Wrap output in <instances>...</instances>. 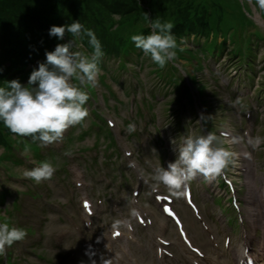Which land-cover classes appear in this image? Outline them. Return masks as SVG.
I'll return each mask as SVG.
<instances>
[{"label":"rangeland","instance_id":"1","mask_svg":"<svg viewBox=\"0 0 264 264\" xmlns=\"http://www.w3.org/2000/svg\"><path fill=\"white\" fill-rule=\"evenodd\" d=\"M56 6L59 8L61 19L51 20L48 16ZM137 9H140V11L135 13ZM145 14H147L148 17H146ZM149 19L159 20L161 23H171L173 25V33L175 28L183 27L186 23L189 24L187 27L183 28L180 33V37L184 41L181 42L182 44L180 47L185 45V48L191 47L194 51L186 52V58L191 60L189 63L175 59L177 65L180 67L178 72L176 71L174 73L172 68L170 69V64L173 60L168 61L165 67L161 68L152 62L150 56H146L141 49L136 48L134 42H132V35L150 34L151 29L150 32L148 30ZM74 20H79L83 29H90L100 43L103 52V56L98 61L100 73L97 77L95 86H91L97 89V84L100 83V91L104 89L108 90L107 87L109 88L111 93L106 94V92H103L106 106L118 108L117 113L113 111L110 112L115 113L120 118L118 121L119 124L122 128H126L129 134H133V132L128 130L129 123L126 117L128 116L126 111L128 107L127 90L130 84H135L137 91L141 93L144 92L145 85L147 86V90L152 94L153 105L156 108V112L154 111L153 113H155L154 115L157 118V122L154 121V123L151 124V129L147 130L145 134L157 131L160 133L162 139L159 144L164 142V146L159 147L156 145L155 150L156 154H161V157L166 161H168L169 155L172 157L171 160L174 158L172 145H169V143L172 139L178 137V128L181 129L184 128V126H189L187 123L189 116L184 111L186 106L187 110L189 109L188 100L186 97L183 98V90L186 88L190 90L192 95L197 94L191 80L197 84H203L210 90L213 89L217 82L223 87L230 86V92L237 94L236 92L239 90L244 100H253L257 98V106L261 110H264V71L255 74V83L252 88H250L245 86L244 80L241 77L242 69H239L242 68L243 63L248 67L250 73L255 71L248 60L255 57L256 42H259V39L264 37V12L259 9L256 0H251V3H249V0H0V65L6 57L10 56V52L6 50L7 47L12 45L18 46L19 54L18 52L14 53L15 55L17 54L15 56V58H17L15 61V69L18 70L16 79H18L22 85L27 86L31 72L33 69L38 68L39 62L42 60H32L33 54L30 51L25 58L23 57L25 50L22 46L23 41L21 42L19 38V32L22 30V27L27 29L30 43L34 49L33 53L36 54L35 56L43 57L46 51H54L58 43L68 42V40L61 41L56 37L49 36V29L52 24L61 26L66 23L70 24ZM201 20H204L206 24L200 22ZM182 22L186 23L182 24ZM196 24L205 26L204 30L196 31L194 27ZM37 28H40L42 32ZM196 29H199V27ZM252 32H257L256 35L251 36L255 45H253L251 41L246 40V36H249V33ZM81 36L82 38L76 39L78 47L73 50H80L91 56L93 47L89 44V38L84 35L83 30ZM121 37L123 38L122 40ZM127 37H130L129 41ZM43 38H45V44H42L40 40ZM106 41H110V44L107 45ZM84 44L89 47H83ZM237 47L242 49V63L233 66L228 60L229 57L226 56L236 55L238 50ZM263 48L264 44L262 43L260 50L257 52V54L259 53L257 62L260 60L264 61ZM209 57H214L212 61L214 62L215 70L222 68L224 71L229 68L225 73V75L227 74L226 78L219 80L214 72H207L206 65L207 67L210 65V61H208ZM23 65L28 66L22 68ZM182 65H186L184 71L187 69L189 80L187 79L185 81V77L179 75L183 71ZM27 70V73H23ZM170 73L171 80L175 79V81H173L175 86L179 85L184 79L183 88L180 90L183 93L179 96L176 92V96H172V89H174V87L168 84H166L165 89H163L166 90L165 97L160 95L159 91L152 92L153 86H156L157 82H166V79L170 77ZM0 82L3 81L0 80ZM258 91H261L260 94H257ZM228 95L229 93L224 96ZM95 97L99 102L97 94ZM139 98H141L140 95ZM158 98H160L159 101L155 102ZM192 101L195 104L197 100L193 98ZM209 101L212 102L211 99H209ZM179 105L181 106V111L178 112V126L165 128L164 122L166 118L170 121V115H172L174 111L172 109L178 110ZM85 107L88 110V116L84 121L75 125L76 130L73 131L68 141V147L74 151L69 152L70 156L66 157L67 166L63 170L57 172V176L54 179V185L57 188H61L60 184H64V178L66 176L64 171L68 172L72 165L82 163L84 160L88 165L89 162L102 165L105 158L111 154L116 160L115 153L112 152V148L107 139V132L102 131L99 139L93 123L97 122L100 125V122L90 113L91 109H95L99 114L104 107L94 101L91 106L86 104ZM151 108L149 104L146 105V109L151 110ZM104 115L108 116V113L104 111ZM115 124L116 127L114 130L117 129L118 126L117 123ZM2 127L7 129L4 125ZM3 132L4 135L7 134V136H5L7 139L11 138L9 129ZM13 136L21 138V136L14 133ZM79 136H81L82 139H79ZM58 143L59 141L54 142L56 146L45 149L46 159L51 150H60L62 144L57 145ZM95 145L97 149H91V147H95ZM11 147H15L14 149H22L19 150L18 153L20 159L25 160L29 164L33 161L31 158H24L26 154H29V151L25 150L22 142L21 145L15 146L13 144ZM3 150L4 149L0 147V153H2ZM98 152L100 156H98ZM8 157L9 154L7 153L6 157H4L6 163L9 160ZM56 158L58 159L54 164L59 168V166H61V157L56 156ZM95 159H98L97 163ZM18 166L24 165L20 162ZM32 166L38 165L33 164ZM88 169L91 171L90 166H88ZM2 170L5 171V167H0V174L6 180ZM120 170H122V167L120 163H117L114 167L115 182L118 180L122 181L119 175ZM18 174L23 175V173ZM59 191L61 197H64L63 191L61 189H59ZM120 194H122V191H120L118 195ZM83 199L84 198L78 201V211L74 212L72 216L77 224H84L86 220L81 208V201ZM120 205L128 207V203L126 202L120 203ZM154 205L157 206L155 203ZM182 205L183 203L181 201L177 202L178 207ZM134 208L135 205L133 203V209ZM255 210H257L259 216L264 215V209H259L258 203ZM46 249L51 251V258L49 259L47 253L43 250L39 253V256L46 261L52 262L54 254L52 253L50 244L46 246ZM81 253H83V250L79 249L73 254L78 256ZM230 253H232V251H230ZM2 256L3 254H0V264L2 263ZM6 257H8V255ZM32 262L35 264H42L41 260L37 257H34Z\"/></svg>","mask_w":264,"mask_h":264},{"label":"clouds","instance_id":"2","mask_svg":"<svg viewBox=\"0 0 264 264\" xmlns=\"http://www.w3.org/2000/svg\"><path fill=\"white\" fill-rule=\"evenodd\" d=\"M249 3H251V0H249ZM256 4L264 12V0H256ZM52 16H54L52 20L61 19V16L57 18H55V15ZM145 16L148 17L147 14ZM48 17L50 18V16ZM150 27L151 32L148 35L138 34L131 36L135 47L141 49L146 56H150L152 62L161 68L165 67L168 61L173 60L172 63H174L176 57L174 49H176L177 44L181 46V42L184 41L180 36L172 32L173 25L171 23H161L159 20H153L150 22ZM37 29L39 30L40 28ZM82 30L84 35L89 38V44L93 47L91 56L83 51L73 50L78 47L76 39L82 38ZM49 36L56 37L61 41H66V36L71 38L66 43H58L54 51H46L43 57H34L35 55L33 54L32 60L38 59L42 61L39 62L38 68L33 69L31 72L27 86L22 85L16 79L18 70L15 69V61L17 59L15 58L17 55L14 54L15 52L9 53L10 56L6 57L0 65V80H4L2 86H0V122H2L0 125V136L7 139L5 137L7 134L4 135L3 131L9 129L11 137L16 138L13 136L14 133L29 141L27 144L24 140H21L14 145H21L22 142L25 150L29 151V154H26L24 158L33 159L29 164L25 160L20 159L18 153L22 149H14L15 147L12 148L11 146L4 147L0 142V147L4 149L0 153V164L5 167L6 171L2 170L6 177V180L3 179L11 187V190L0 188V194L4 193L5 189L8 191L3 198H0V207L5 214L8 213L11 217L3 222L0 221V254L5 253L6 246L10 247L14 242L20 241L26 236V231L22 227H17L9 222H12L14 202L18 206L23 204L22 200L25 198L22 195L28 192L29 189L34 188L31 182L38 185L37 187H41L44 183L54 181L52 178L57 176L54 173L58 168L54 164L58 159L56 156L61 157V166H59L58 170H63L67 166L66 157L70 156L69 152L74 151L68 147V141L72 136L69 127L73 126L75 131V125L84 121L88 116V110L85 105H92L91 90L93 89L92 86H95L100 73L98 61L103 56L100 43L90 29H83L79 20H74L70 24L66 23L61 26L52 24L49 29ZM129 38L127 37L128 41ZM40 40L42 42L45 38ZM106 43L109 45L110 41H106ZM24 45H26V42L22 43L25 50ZM15 47L18 49L16 52H18V46L15 45ZM83 47L89 46L84 44ZM184 47L185 45L179 48ZM25 51L23 53L24 58L28 55ZM27 66L23 65L22 68ZM177 68L179 69L180 67L177 66ZM20 71L22 72L21 69ZM172 71L174 73L178 72V70L174 71L173 68ZM168 83H171L170 78L166 79V82H160V87L154 85L152 92L159 91L160 95L165 97L166 90L163 89ZM171 85L174 87L172 94L181 90L179 85L175 86L173 83ZM176 87L178 88L177 91ZM132 88L140 93L134 84L133 87L130 86L128 88V96ZM97 89L101 90L100 83L97 84ZM107 89L100 92L111 93L108 87ZM144 92L152 99V94L147 90L146 85ZM159 99L156 100L159 101ZM90 113H92V109ZM202 117L203 114H201L200 118ZM3 125L7 129H4ZM128 130L134 131V126L129 125ZM65 131L66 134L64 135ZM79 139H82V137L79 136ZM57 141H59L58 145L62 144L60 151L51 150L46 159L45 149L51 148L54 142ZM249 142L253 147H257L261 143V138L256 137L254 140L250 139ZM170 143L172 151L176 155L175 160L169 161L166 167L157 166L151 179L154 181V189L159 185H164L171 195L177 198L185 194L188 183L198 176L203 177L207 181L218 177L233 162V157L236 155V153L225 147L223 142L213 132L200 135L190 133L183 136L179 143H177L176 139H172ZM11 149L14 150L10 151ZM152 151L156 153L155 149ZM7 153L9 154L8 164L4 160ZM20 162L24 166H18ZM33 164L38 166L33 168L31 167ZM18 173H23V175ZM15 189L19 191L20 195L15 194ZM18 197L20 198L18 199ZM10 208H12V211H10ZM132 211L133 214H136L134 209Z\"/></svg>","mask_w":264,"mask_h":264},{"label":"trees","instance_id":"3","mask_svg":"<svg viewBox=\"0 0 264 264\" xmlns=\"http://www.w3.org/2000/svg\"><path fill=\"white\" fill-rule=\"evenodd\" d=\"M138 11H140V9H137V10H135V13H138ZM51 15H55V18H57L58 16H61L60 14H59V8L56 6L55 7V9H53L52 11H51V14L49 15L50 16V19L52 20V18H54V16H52L51 17ZM43 18V17H42ZM41 18V19H42ZM146 20H148V19H146ZM206 20V19H205ZM151 21H153L152 19H149V21H148V30H149V32H150V29H151V27H150V22ZM200 22H202L203 24H206V22L204 21V20H201ZM183 23H186V22H182V24ZM188 25V23H186V24H184L183 25V27H177V28H175V30H174V33H175V35H178V36H180V33H181V31H182V29L185 27V26H187ZM195 30L196 31H198V30H203L204 29V27L205 26H200L199 24H196L195 26ZM199 27V29H196V28H198ZM39 31H40V29H39ZM35 32V31H34ZM174 35V36H175ZM19 38H20V40H22L23 42H26V45H24V48H25V52H26V54H28L29 53V51L30 52H32V54H34L33 53V47H32V45H31V43H30V40H29V35H28V32H27V29L25 28V27H22V30L19 32ZM71 37L70 36H66V40H69ZM123 38L121 37V40H122ZM45 40H43L42 41V44H45ZM238 48V50H237V54L236 55H233V56H235V60L236 61H238V60H240L241 58H242V49L241 48H239V47H237ZM6 50H8L7 52H16L18 49L15 47V45H12V46H10V47H7V49ZM175 50V52H176V57H175V59L176 60H178L180 57H183L184 56V53H183V49L182 48H179V46L177 45V47H176V49H174ZM28 52V53H27ZM34 55H36V54H34ZM34 57H36V56H34ZM174 59V61H176ZM171 68H173V70L174 71H176V70H178V68H177V66H173V67H171ZM28 71H26L25 73H27ZM3 79V78H2ZM4 81V80H3ZM168 85H171V83H168ZM0 86H2V82H0ZM203 87V86H202ZM178 90V88L176 87V91ZM180 90H178V94H179V96L181 95L180 94ZM1 123L2 122H0V125H1ZM21 140H24V139H22V138H13V137H11L10 139H5V138H3L2 136H0V142L3 144V146L4 147H10L11 145H13V144H15V143H19ZM27 144L29 143V141H26V140H24ZM8 193V191H7V189H5L4 190V193H2V194H0V198H3L6 194Z\"/></svg>","mask_w":264,"mask_h":264},{"label":"bare ground","instance_id":"4","mask_svg":"<svg viewBox=\"0 0 264 264\" xmlns=\"http://www.w3.org/2000/svg\"><path fill=\"white\" fill-rule=\"evenodd\" d=\"M248 187H249V192L250 193H253L254 192V188L252 187V185L249 183L248 184ZM10 211H12V208H10ZM0 217H1V222H3L4 220H6L7 218H11L10 215L7 213L5 214L4 213V210L0 207ZM258 221L256 224H254L257 228L258 226L260 227V222L263 221L264 222V215L259 217L258 218ZM254 233V232H253ZM246 235V237L241 240V245L245 246V247H250V244H249V241H248V232H245L244 233ZM259 243V242H258ZM259 248H260V255H259V258L260 260L264 263V243L260 244L259 245ZM249 251H251V248L248 249Z\"/></svg>","mask_w":264,"mask_h":264},{"label":"snow or ice","instance_id":"5","mask_svg":"<svg viewBox=\"0 0 264 264\" xmlns=\"http://www.w3.org/2000/svg\"><path fill=\"white\" fill-rule=\"evenodd\" d=\"M250 264H251V262H250Z\"/></svg>","mask_w":264,"mask_h":264}]
</instances>
